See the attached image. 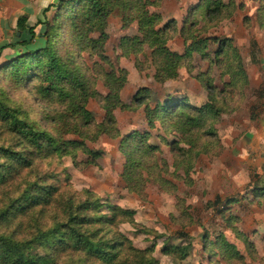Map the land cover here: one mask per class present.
Returning a JSON list of instances; mask_svg holds the SVG:
<instances>
[{
	"label": "rangeland",
	"instance_id": "rangeland-1",
	"mask_svg": "<svg viewBox=\"0 0 264 264\" xmlns=\"http://www.w3.org/2000/svg\"><path fill=\"white\" fill-rule=\"evenodd\" d=\"M136 1L132 10H97L99 16L87 24V38L96 39V49L85 38L86 47L75 49L71 59L89 81L87 95L66 78L62 91L44 92L47 84L39 79L19 87L0 72V92L8 102L69 142L64 152L38 154L30 168L0 187V200L26 181L55 174L65 190L76 193L77 202L90 190L104 205L132 211V222L118 223V229L135 248H151L148 255L158 264H264V195L258 190L264 186V0H210L218 6L209 11L207 0ZM141 4L146 16H156L154 22L146 19L148 27L155 23L167 50L182 58L153 52L134 18ZM179 9L180 17L174 14ZM6 33L0 65L42 44L41 32H35L28 48L18 43L19 32H0L1 37ZM221 40L230 49L217 55ZM191 41L194 46L185 55ZM109 83L119 88L120 101L111 109L112 125L105 115L113 103L102 100ZM181 99L203 107L207 117L187 121L190 111L184 118L152 113ZM88 115L89 125H84ZM132 132L142 137L122 148V139ZM10 143L0 125V145ZM127 155L136 162L129 180L123 177ZM54 216L63 219L56 205L48 206L44 214L17 216L0 231L30 238L35 220L47 228ZM223 242L233 245L230 253ZM171 244L188 245L187 257L164 254ZM29 251L50 253L43 245ZM77 251L56 254L57 264H71L80 257Z\"/></svg>",
	"mask_w": 264,
	"mask_h": 264
},
{
	"label": "trees",
	"instance_id": "trees-1",
	"mask_svg": "<svg viewBox=\"0 0 264 264\" xmlns=\"http://www.w3.org/2000/svg\"><path fill=\"white\" fill-rule=\"evenodd\" d=\"M141 5L142 10L134 18L139 19L140 30L143 37L151 42L150 45L155 49L153 52L159 56L160 54L165 57L169 56L170 59L182 58L183 56L167 50L163 32L152 27L155 23L148 27L146 19L154 22L156 16H146L148 12L144 9L145 5ZM214 6H218L217 3L207 0V11ZM54 7H56V13L51 20L45 21L46 28L40 34L42 44L35 49L28 48L35 35L34 26L26 22L25 16L18 18L16 24V31L19 32L18 37L20 38L18 43L28 49L22 55L14 58L11 56L12 59L9 58L2 63L0 72H5L4 75L9 76L10 81L19 87H24L27 81L39 79L41 83L47 84L42 88L44 92L62 91L66 78L72 83L74 89H80V94L87 95L90 93L89 81L79 75L78 67L71 66L75 49L81 51L87 45V43L84 44V39L89 33L86 32L89 31L87 24L94 20L95 16H99L96 14L97 10L110 12L114 7L132 10L137 7V1L59 0ZM192 9L190 12L194 13L195 8ZM22 35H30V38L21 39ZM87 39L88 43L92 44L91 48L95 50L96 39ZM133 40L135 39L129 41ZM194 43L195 41H191L190 46L185 50V55H188ZM71 44H74V47L70 49ZM10 47H15V44H10ZM225 47H228L227 43L221 40L216 54L230 49ZM109 88L110 92L102 100L106 105L113 103L107 107L105 115L106 122L112 125L114 118L111 109L116 104H120L117 95L119 88L114 90L110 83ZM32 89L36 92V88ZM32 89L30 90L33 91ZM164 111L171 116L176 114L181 118L186 117L185 113L190 111L193 115L187 116V121H194L197 116L200 119L207 117L203 107L191 106L182 99L167 101L164 107L157 106L152 113L161 116ZM83 112L86 115L85 109ZM147 113L150 114L149 111ZM150 116L148 115L149 122L152 121V116ZM86 118L84 125H89V115ZM185 123L186 121L183 122ZM0 125L11 136L10 144L0 145V187L10 183V179L21 169L30 168L38 154L42 153L46 157L56 155L58 151L64 152L69 143L62 138L60 132L54 133L43 129L40 121L29 117L20 105H11L2 92H0ZM114 131L117 132V129L115 128ZM134 134L135 132H132L122 139V148L123 146L131 148L136 143V139L142 137L138 133L135 134L136 136ZM176 145L177 142H174V146ZM135 163L127 155L123 171L125 180L130 179ZM62 186L64 185L59 184L55 174L41 175L39 179L26 181L25 186L17 188L11 195L6 194V198L0 200V226L8 224L19 215L26 216L34 211L44 214L45 208L53 205L57 206L63 218L57 221V216H54L56 221L47 228L41 227L40 223L35 220L36 230L30 238H16L12 232L0 231V264H57L56 254L67 248L79 250L77 252L80 257L73 260L71 264H158L154 257L148 255L151 248L144 250L135 248L118 229V223L132 222V211L115 204L104 205L90 190H85L84 198L77 202L76 193L67 191ZM258 190H261L263 194L264 186L259 187ZM223 244L226 246L227 253H230L229 249L233 248V245H228L226 242L221 245ZM39 245L46 246L50 253L45 252L41 255L29 251L31 247ZM188 249V245L171 244L167 245L163 252L175 259L183 260L188 255ZM51 253L54 255L50 256ZM226 255L224 252V256Z\"/></svg>",
	"mask_w": 264,
	"mask_h": 264
},
{
	"label": "crops",
	"instance_id": "crops-1",
	"mask_svg": "<svg viewBox=\"0 0 264 264\" xmlns=\"http://www.w3.org/2000/svg\"><path fill=\"white\" fill-rule=\"evenodd\" d=\"M55 5L53 0H0V32L16 31L17 20L21 16H25L30 26H34V32H43L46 28L45 21L51 20L56 13ZM174 14L180 17L182 13L179 9ZM2 35L0 34V45L9 37L8 33L5 38Z\"/></svg>",
	"mask_w": 264,
	"mask_h": 264
},
{
	"label": "water",
	"instance_id": "water-1",
	"mask_svg": "<svg viewBox=\"0 0 264 264\" xmlns=\"http://www.w3.org/2000/svg\"><path fill=\"white\" fill-rule=\"evenodd\" d=\"M58 1H59V0H53V3H54V4H57Z\"/></svg>",
	"mask_w": 264,
	"mask_h": 264
}]
</instances>
